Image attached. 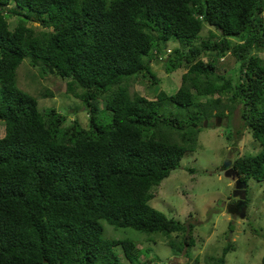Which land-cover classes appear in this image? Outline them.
<instances>
[{
	"label": "trees",
	"instance_id": "1",
	"mask_svg": "<svg viewBox=\"0 0 264 264\" xmlns=\"http://www.w3.org/2000/svg\"><path fill=\"white\" fill-rule=\"evenodd\" d=\"M10 2L19 11L6 8ZM263 9L264 0H0V264H119L118 244L138 264L148 254V246L136 247L142 236L189 246L191 223L148 201L194 148L203 120L232 112L208 99L214 95L229 94L260 145L232 161L237 178L264 180ZM11 14L17 20L9 29ZM30 16L39 28L27 25ZM204 25L217 38L208 33L211 40L196 46ZM170 39L179 46L162 59ZM205 52L213 57L203 62ZM227 53L235 68L216 74L215 61ZM24 59L40 75L50 67L68 79L65 93L85 106V126L53 107L39 109L17 87ZM151 61L185 69L172 93L158 90ZM133 79H146L155 97L130 91ZM105 226L137 235L108 237ZM226 246L204 263L224 264Z\"/></svg>",
	"mask_w": 264,
	"mask_h": 264
},
{
	"label": "rangeland",
	"instance_id": "2",
	"mask_svg": "<svg viewBox=\"0 0 264 264\" xmlns=\"http://www.w3.org/2000/svg\"><path fill=\"white\" fill-rule=\"evenodd\" d=\"M6 8L19 11L14 2H10ZM16 20L14 14L6 17L9 29L13 28ZM26 23L39 28V22L33 16ZM208 33L214 34L213 39L217 38L216 31L204 25L194 41L195 45L211 40ZM164 46V53L160 56L162 59L179 43L170 39ZM258 55L263 57L264 51ZM212 57L207 52L199 56L203 62ZM151 60H154L153 56ZM152 61L150 70L155 76L158 90L172 93L178 87L179 76L185 69L176 67L167 71L162 63L154 64ZM214 67L216 74H227L228 70L235 68V60L227 53L215 61ZM65 80L52 73L40 75L38 67L30 66L26 59L22 60L16 71L17 87L34 96L39 109L53 107L65 115L67 121L75 118L79 125L85 126V106L78 98L65 93ZM148 86L146 79H133L129 89L147 98H154L156 92ZM228 97L229 94L208 97L210 100L219 98L225 105H233L232 112L228 113L225 109L218 126L215 125L218 116L210 114L205 119L207 124L199 126L194 148L184 153L179 166L151 189L153 197L148 203L153 208L166 217L185 224L191 223L190 245L182 250L171 249L161 242L158 235L153 236L151 241L146 236L138 237L135 240L136 247L143 249L148 246V254L141 252L138 256V264L142 261L147 264L157 261L159 264H205L209 257L221 255L225 245L229 251L224 255V264H260L264 253V180H246L244 212L241 216L227 211L228 204H234L236 200L232 196L233 180L223 175V164L229 161L230 165L236 157L255 154L260 149V145L242 125L238 106ZM2 135L3 122L0 121V137ZM124 231L105 226L104 232L105 236L119 239L125 235ZM125 232L131 237L137 235L135 231ZM171 237L175 241L180 239V236ZM114 251L120 257L119 264H129L122 256L119 244L114 246Z\"/></svg>",
	"mask_w": 264,
	"mask_h": 264
},
{
	"label": "water",
	"instance_id": "3",
	"mask_svg": "<svg viewBox=\"0 0 264 264\" xmlns=\"http://www.w3.org/2000/svg\"><path fill=\"white\" fill-rule=\"evenodd\" d=\"M51 72V70H49ZM216 125H219V118H216ZM206 125V121H203V126ZM228 162H225L223 164V175L225 177L230 178L233 180V190H232V196L237 199V204H242L244 203V194H245V184L238 178H236V175L231 167H227ZM242 213H240V216Z\"/></svg>",
	"mask_w": 264,
	"mask_h": 264
},
{
	"label": "clouds",
	"instance_id": "4",
	"mask_svg": "<svg viewBox=\"0 0 264 264\" xmlns=\"http://www.w3.org/2000/svg\"><path fill=\"white\" fill-rule=\"evenodd\" d=\"M22 62V61H21ZM20 62V63H21ZM19 66V65H18ZM48 70H51V72H48L49 74L50 73H52L53 71H52V69L49 67L48 68ZM16 71H17V68H16ZM61 78V77H60ZM62 79H66V78H62ZM68 81V79L67 80H65V84H66V82ZM17 85V84H16ZM22 90V89H21ZM23 91H25V90H23ZM25 92H27V91H25ZM28 93V92H27ZM29 94V93H28ZM30 95V94H29ZM32 96V95H31ZM70 96H72V95H70ZM34 99H35V97L34 96H32ZM36 100V99H35ZM37 104V103H36ZM224 115H225V113H224ZM218 116V115H217ZM223 117V116H222ZM222 117H220V116H218L217 118H219V125H220V119L222 118ZM203 121H206L205 119L203 120ZM215 122H216V119H215ZM206 124H207V122H206ZM202 125H203V122H202ZM216 125V124H215ZM216 126H218V125H216ZM3 127H4V125H3ZM3 133H4V131H3ZM252 138V137H251ZM228 162V164H227V167H231L232 168V166H231V164L229 165V161H227ZM232 163V162H231ZM235 173V172H234ZM236 175V174H235ZM236 178H237V175H236ZM240 180V179H239ZM243 182V181H242ZM246 182H244V184H245ZM244 199H245V194H244ZM243 206H244V204L242 205L241 204V210L239 211L240 213H242L243 214V212H244V210H243ZM229 213H233V211H230V210H227ZM243 211V212H242ZM239 213V214H240ZM238 214V215H239ZM263 255V254H262ZM262 257V256H261Z\"/></svg>",
	"mask_w": 264,
	"mask_h": 264
},
{
	"label": "flooded vegetation",
	"instance_id": "5",
	"mask_svg": "<svg viewBox=\"0 0 264 264\" xmlns=\"http://www.w3.org/2000/svg\"><path fill=\"white\" fill-rule=\"evenodd\" d=\"M234 200H236L234 204H228V210L233 211L232 215H238L240 213L239 211L241 210V204H237L238 201L236 198Z\"/></svg>",
	"mask_w": 264,
	"mask_h": 264
}]
</instances>
